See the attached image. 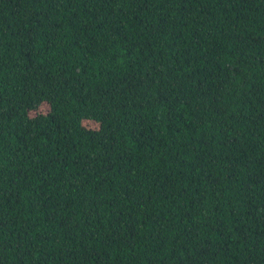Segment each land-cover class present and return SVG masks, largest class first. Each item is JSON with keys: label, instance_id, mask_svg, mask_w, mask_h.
<instances>
[{"label": "trees", "instance_id": "16d2710c", "mask_svg": "<svg viewBox=\"0 0 264 264\" xmlns=\"http://www.w3.org/2000/svg\"><path fill=\"white\" fill-rule=\"evenodd\" d=\"M0 264H264V0H0Z\"/></svg>", "mask_w": 264, "mask_h": 264}, {"label": "rangeland", "instance_id": "374dc122", "mask_svg": "<svg viewBox=\"0 0 264 264\" xmlns=\"http://www.w3.org/2000/svg\"><path fill=\"white\" fill-rule=\"evenodd\" d=\"M42 109H45V106L42 107ZM87 125H92L91 123L89 122H86ZM94 125V124H93Z\"/></svg>", "mask_w": 264, "mask_h": 264}]
</instances>
